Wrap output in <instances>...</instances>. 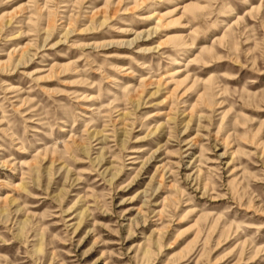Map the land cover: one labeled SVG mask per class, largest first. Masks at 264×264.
<instances>
[{
	"label": "rangeland",
	"instance_id": "1",
	"mask_svg": "<svg viewBox=\"0 0 264 264\" xmlns=\"http://www.w3.org/2000/svg\"><path fill=\"white\" fill-rule=\"evenodd\" d=\"M0 264H264V0H0Z\"/></svg>",
	"mask_w": 264,
	"mask_h": 264
}]
</instances>
